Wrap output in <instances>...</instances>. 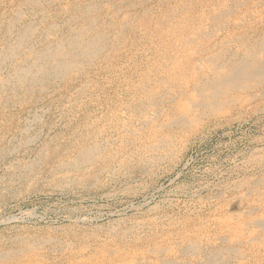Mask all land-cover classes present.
I'll list each match as a JSON object with an SVG mask.
<instances>
[{"label": "bare ground", "instance_id": "1", "mask_svg": "<svg viewBox=\"0 0 264 264\" xmlns=\"http://www.w3.org/2000/svg\"><path fill=\"white\" fill-rule=\"evenodd\" d=\"M258 113L264 0H0V206L156 176L208 125ZM250 155L191 211L15 225L0 264H264V149Z\"/></svg>", "mask_w": 264, "mask_h": 264}, {"label": "rangeland", "instance_id": "2", "mask_svg": "<svg viewBox=\"0 0 264 264\" xmlns=\"http://www.w3.org/2000/svg\"><path fill=\"white\" fill-rule=\"evenodd\" d=\"M263 114L208 125L191 137L178 161L169 163L156 176L123 178L122 182L118 178L84 193L52 190L48 186L34 191L28 187L25 195L0 206V232L15 225L38 229L69 224L109 228L114 221L158 211L169 214L191 211L199 197L210 195L221 184L235 181L242 173L254 169L245 171L242 167L250 154L251 157L264 149ZM42 144L48 145L49 140Z\"/></svg>", "mask_w": 264, "mask_h": 264}]
</instances>
